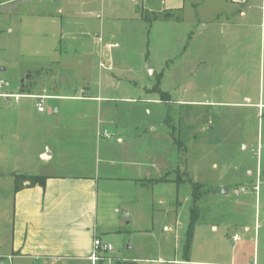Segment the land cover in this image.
Here are the masks:
<instances>
[{
  "label": "rangeland",
  "instance_id": "1",
  "mask_svg": "<svg viewBox=\"0 0 264 264\" xmlns=\"http://www.w3.org/2000/svg\"><path fill=\"white\" fill-rule=\"evenodd\" d=\"M136 11L145 12L141 0H0V92L104 98L99 105L45 98L47 107L59 111L43 121L36 114L38 99L22 96L19 104L28 112L23 128H8V109L0 108V262L8 264L13 174L78 159L74 149H62L49 161L39 155L47 150L48 131L70 125L86 131L106 128L113 140L121 133L129 141L128 153L140 163L142 185L134 196L119 192L120 184L109 187L111 201L132 198L131 216L121 221L122 212L111 211L104 219L107 232L99 231L102 243L113 247L104 253L110 264H223L254 256L264 263V56L261 62L258 42L252 63L244 59L243 68L244 76L252 77L246 83L252 104L236 105L238 100L208 95L207 86L220 83L224 74L216 59L208 72L199 70L193 19L147 20ZM100 36L120 45L111 70L99 65L90 44ZM46 70L54 71V79ZM28 73L25 88L18 89ZM40 76H45L41 84ZM236 80L234 85L241 86ZM187 81L189 98L199 105L183 104L182 83ZM112 152L104 158L122 159ZM96 157L93 163H105L103 156ZM164 177L173 183L154 182ZM193 203L198 216L185 256Z\"/></svg>",
  "mask_w": 264,
  "mask_h": 264
},
{
  "label": "crops",
  "instance_id": "2",
  "mask_svg": "<svg viewBox=\"0 0 264 264\" xmlns=\"http://www.w3.org/2000/svg\"><path fill=\"white\" fill-rule=\"evenodd\" d=\"M141 7L145 12L136 11L135 15L139 18H144L146 12H154L159 15L153 19L155 21L175 20L183 23L185 19H193L197 24V30L192 31V36H195L197 40L199 70L208 72L216 59L219 69L224 74L220 83H211L207 86L206 90L210 92L208 95L215 97L219 95L220 99L238 100L234 102L236 105L252 104L251 90L246 85L247 80L252 81V77L244 76L246 71L243 69L244 59H252V63L255 55L253 48L258 42V53L261 54L262 62L264 0H141ZM186 10L190 13L187 14ZM166 14L168 17H164ZM104 36L107 38L106 34ZM90 44L94 46V52L98 54L99 65L111 70L114 67V57L119 53V43L105 41L100 36L96 39L92 38ZM188 52V48L184 49L183 55H188ZM53 72L45 71L54 79ZM30 77L29 73L26 77H22L18 89L25 88V81ZM41 79H45V76L37 78L39 84L42 83ZM236 79L243 82L241 86L234 85ZM190 89L188 81L185 84L182 83V97L187 94L186 98H182L183 104L199 105V100L189 98ZM215 91H219L218 94H215ZM20 92L16 93L13 90L0 92V108L8 109L5 114V125L8 128L12 126L23 128V124L27 121L28 112L24 105L19 104V98L22 96L37 99V96H43V99L61 97L69 101H91L96 105H99V100L104 99L98 95H39L29 91ZM11 98L15 99L14 104ZM113 99L115 98L110 97V100ZM43 105L45 108L43 111H38L36 108V114L43 121L49 119L52 113L59 111L58 107L52 109L44 103ZM104 131L107 134H104ZM48 132L43 142L47 150L42 148L39 151V155L44 160L49 161L57 152L66 149L76 150L80 157L72 162L46 163L38 171H28L31 172L28 174L45 176V185L26 187L14 193L12 231L6 254L8 264H97L90 258L92 240L94 236H97L102 241L99 231L107 232L104 219H107L108 213L122 212L120 217L123 220L121 221L131 216L130 200L132 198L119 196L111 201L108 195L109 187L112 184H120L119 192L126 190L130 193L129 196H134L135 189L139 191L142 185L140 163L128 153L130 148L126 144L129 141L125 142L121 133L114 132L116 139L113 140V133L106 128L102 131L100 127H97L95 131H86L81 127L74 129L70 125ZM16 135L11 133V136ZM93 143L96 148L95 145L93 147ZM112 151L115 154L121 153L122 159L118 161L104 158H109ZM94 156L100 160L103 156L105 163L101 165L93 163ZM87 158L90 160L87 161ZM115 163L118 164L117 168L114 167ZM155 181L162 184L173 183L167 177ZM125 214L128 216L125 217ZM174 220L177 224L176 218ZM107 245L109 249L113 248ZM195 262L218 264L209 260ZM257 262L258 259L254 256L249 262L231 260L223 264H264Z\"/></svg>",
  "mask_w": 264,
  "mask_h": 264
},
{
  "label": "trees",
  "instance_id": "3",
  "mask_svg": "<svg viewBox=\"0 0 264 264\" xmlns=\"http://www.w3.org/2000/svg\"><path fill=\"white\" fill-rule=\"evenodd\" d=\"M144 17L147 20H152L155 19L157 17H159L158 14L156 13H150V12H146L144 13ZM164 17H168V15H164ZM162 95H166L165 93H162ZM14 177V193L19 191L20 189L26 188V187H32L34 185H40V186H44L45 185V180L46 177L42 176V175H36V174H28V173H21V174H13ZM159 180H162L161 178ZM192 197L194 201H197L200 197V194L197 192V185L193 184V193H192ZM198 216V210L197 207L195 205V203H193L191 209H190V221L188 223V227L187 230L185 232V238H184V242H183V253L186 256V253L189 250L190 247V243H191V239L193 236V228H194V224L195 221L197 219ZM116 264H132L130 262H123L121 260H117Z\"/></svg>",
  "mask_w": 264,
  "mask_h": 264
},
{
  "label": "built area",
  "instance_id": "4",
  "mask_svg": "<svg viewBox=\"0 0 264 264\" xmlns=\"http://www.w3.org/2000/svg\"><path fill=\"white\" fill-rule=\"evenodd\" d=\"M115 46H117V44H115ZM2 81H0V85ZM6 95H14V94H6ZM39 101L36 104V108L38 111H43L44 105H43V96H37ZM104 134H107L106 131H104ZM108 136V135H107ZM234 239H238V235L234 234L233 235ZM109 249L108 245L105 243H102V241L100 240V238H98L97 236H94L93 240H92V250H91V254H90V258L93 262H101L103 261L105 258L107 260L106 264H110V257H107L104 255V253Z\"/></svg>",
  "mask_w": 264,
  "mask_h": 264
},
{
  "label": "water",
  "instance_id": "5",
  "mask_svg": "<svg viewBox=\"0 0 264 264\" xmlns=\"http://www.w3.org/2000/svg\"><path fill=\"white\" fill-rule=\"evenodd\" d=\"M0 172H1V170H0ZM128 215L127 214H125V217H127Z\"/></svg>",
  "mask_w": 264,
  "mask_h": 264
}]
</instances>
